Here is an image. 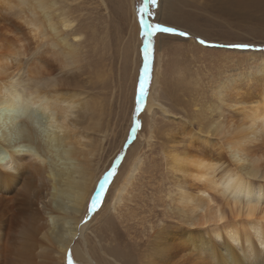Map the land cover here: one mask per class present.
I'll use <instances>...</instances> for the list:
<instances>
[{
    "label": "bare ground",
    "instance_id": "6f19581e",
    "mask_svg": "<svg viewBox=\"0 0 264 264\" xmlns=\"http://www.w3.org/2000/svg\"><path fill=\"white\" fill-rule=\"evenodd\" d=\"M69 1L0 0V152L13 154L12 170L0 169V264L41 256L61 264L76 238L86 241L79 223L96 181L86 155L96 151L104 109L91 103L94 118L90 94L70 89L82 71V36ZM158 86L145 106L148 146L156 115H171ZM214 95L210 120L180 116L183 127L164 134L177 221L167 210L164 219L141 217L140 264H264V60ZM39 116L42 135L33 128ZM141 164L136 155L117 183L115 214Z\"/></svg>",
    "mask_w": 264,
    "mask_h": 264
},
{
    "label": "rangeland",
    "instance_id": "374dc122",
    "mask_svg": "<svg viewBox=\"0 0 264 264\" xmlns=\"http://www.w3.org/2000/svg\"><path fill=\"white\" fill-rule=\"evenodd\" d=\"M67 4L82 36V71L70 79V89L90 94L88 104L97 106L100 101L104 110L102 132L92 134L96 151L86 155L91 172L96 174L79 223L87 228L86 241L82 236L76 238L73 251L61 264H140L139 255L146 251L139 247L141 217L164 219L167 210L177 221L178 193L163 145L164 134L181 129V117L193 125L206 123L217 100V86L249 71L254 74L264 60V0H70ZM156 25L174 28L177 33L159 31ZM154 84L159 85L160 101L172 116L164 120L156 115L154 139L148 146L150 119L145 106ZM92 115L96 117L95 112ZM173 118L180 120L175 123ZM43 122L39 116L33 125L40 135L45 132ZM136 155L143 165L115 214L111 199ZM93 200H97L95 206ZM36 262L53 264L46 256Z\"/></svg>",
    "mask_w": 264,
    "mask_h": 264
},
{
    "label": "snow or ice",
    "instance_id": "6c2138e0",
    "mask_svg": "<svg viewBox=\"0 0 264 264\" xmlns=\"http://www.w3.org/2000/svg\"><path fill=\"white\" fill-rule=\"evenodd\" d=\"M156 28L159 30V31H162V32H165V33H177V30L174 29V28H171V27H161L160 25H156ZM179 35H187V33H184V32H179L178 33ZM147 35H151V33H147ZM201 43H204V41H200ZM144 55H145V59H147V56H148V47L147 45H145V49H144ZM145 75H147L148 73V67H147V64H145ZM144 83L145 81L143 80V78L141 79V83H140V94L141 96L143 97L144 93H145V89H144ZM105 179H107V177H105ZM101 189L103 188V185L101 184L100 185ZM99 199V194L97 193V200ZM97 200H93L92 203H93V206H95Z\"/></svg>",
    "mask_w": 264,
    "mask_h": 264
},
{
    "label": "clouds",
    "instance_id": "9594fccd",
    "mask_svg": "<svg viewBox=\"0 0 264 264\" xmlns=\"http://www.w3.org/2000/svg\"><path fill=\"white\" fill-rule=\"evenodd\" d=\"M15 154H30V150L23 147H17L14 149ZM13 154L0 152V169L11 171V163Z\"/></svg>",
    "mask_w": 264,
    "mask_h": 264
}]
</instances>
